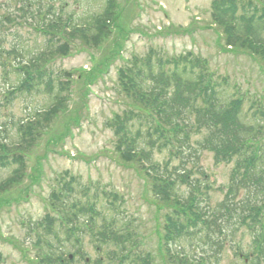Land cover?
<instances>
[{"label":"trees","instance_id":"obj_1","mask_svg":"<svg viewBox=\"0 0 264 264\" xmlns=\"http://www.w3.org/2000/svg\"><path fill=\"white\" fill-rule=\"evenodd\" d=\"M97 1L103 5L96 12L72 14L68 19L51 9L52 3L46 13L39 8L36 10L39 19L34 12L22 10L18 17L35 21L40 32L48 38L49 45L42 47L45 50L41 57L19 45H13L8 51L0 48L1 55L5 53L9 58L13 56L19 60L17 67L27 60L26 67L13 70L15 68H6L5 65L3 68L8 83H12L9 76L17 74V84H11L16 87L8 96L9 105L22 96L28 110L23 119L3 126L6 130L13 129L12 136L3 137L0 130V169L2 173L7 171L8 176L0 181V193L10 191L14 184L23 181L26 176L25 154L33 149L53 119L68 109L73 84L71 74L64 72L71 82L64 81L62 76L47 68L49 52L69 55V43L61 42L59 36L82 40L95 48L112 37V23L119 0ZM67 5L64 3L62 9ZM211 17L215 24L225 29L224 54L249 46L264 59V0H215ZM16 21L10 19L8 23L15 24ZM123 48L119 45V53ZM80 76L90 80L83 96L84 106L91 92L90 86L97 84L100 75L93 78L89 71ZM117 86L127 109L105 122V128L115 137V150L123 161L137 167L138 174L151 179L145 184L147 193L144 199L158 206L157 213L165 208L170 212L175 209V215L165 216V232L168 233L162 243L164 249L161 252L166 254L164 261L167 264H194L178 256L180 251L188 254V247L195 263L219 264L225 245L234 243L244 227L252 238L249 254H246L249 263L264 264L263 98H247L235 93L238 86L229 93L226 89L230 86L228 80L216 77L210 71L208 61L193 53L169 58L151 50L145 58H135L130 65L118 70ZM36 97L45 99L36 103ZM29 98L31 105L28 108ZM74 109H78V103ZM75 118L79 121L78 117ZM74 124L78 126L77 122ZM7 132L9 134V130ZM196 137L200 139L195 140ZM155 151L170 154L171 161L166 162L163 169L153 160ZM206 152L213 154L216 166L233 164L230 183L224 187V200L215 208L211 207L209 200L206 201L207 193H202L203 189L210 191L213 188L208 177L204 173H200L203 180L194 176L202 171L199 163L201 155ZM176 159L180 163L172 168L171 162ZM39 173L37 168L33 187L41 182ZM77 182L75 177L62 176L58 190L50 195V205L56 210V217L47 213L42 221L31 226V231L43 230L49 238L41 242L42 264H69L67 245L57 249L52 247L54 242L57 243L56 228L60 224L69 238H74V243L70 241L71 250L84 254L79 236L88 232L106 264H136L135 251L139 244L135 232L125 228L124 224L122 229L116 219L111 222L100 212L98 196L95 200L88 197L86 202L78 199ZM150 185L153 199H149ZM181 185L190 189L185 199L179 194ZM82 191L86 190L82 188ZM111 204L117 214L121 212L120 207ZM171 233L175 236L170 237ZM169 241L175 245L173 252L168 249ZM151 260L154 259L142 256L137 264H152Z\"/></svg>","mask_w":264,"mask_h":264},{"label":"rangeland","instance_id":"obj_2","mask_svg":"<svg viewBox=\"0 0 264 264\" xmlns=\"http://www.w3.org/2000/svg\"><path fill=\"white\" fill-rule=\"evenodd\" d=\"M214 1L119 0L118 11L112 23V37L105 40L101 47H91L82 40H69L59 36L61 42L69 43V55L49 52L47 67L62 76L64 81H70L64 72L71 74L73 84L68 109L65 114L60 113L53 119L37 139L33 149L25 154L26 176L23 181L14 184L10 191L0 193V264H40L43 254L41 242L48 241L49 238L43 230L34 233L31 226L42 221L47 213L56 217V210L50 205V195L58 190L59 179L65 175L77 179L78 199L86 202L88 197L95 200L98 196L100 212L110 218L111 222L116 219L122 229L124 224L125 228L135 232L134 237L139 244L137 252L135 251L137 263L140 257L149 254L154 259L152 264H167L164 261L166 254L161 252L167 225L165 216L175 215V209L170 212L169 208H165L157 213L158 206L144 199L147 193L145 184L151 179L138 174L136 166L119 157L115 150V137L105 128V122L127 109L125 99L118 92V70L130 65L135 58H145L151 50L169 58L193 53L208 61L210 71L216 77L228 80L230 86L226 89L229 93L233 92L234 86H238L239 90L235 93L264 100L263 57L258 56L249 46H243L239 50L229 49L227 54L222 52L225 48V29L212 20ZM94 2L95 0H0L1 46L6 51L11 50L13 45H19L37 54L44 53L45 49L42 47H48V38L40 32L41 28L32 19L19 21L17 18L22 15L21 11L29 9L39 19L36 10L39 8L46 13L47 7L51 6L49 3H52L51 9L68 19L72 14H91L103 5L102 2ZM64 3L68 4L66 9H62ZM28 4L31 5L30 8ZM10 19L17 21L9 24ZM119 45L124 47L122 53H119ZM1 65L2 60L0 87ZM89 71L93 78L100 75V79L97 84L90 86L91 94H88L87 104L83 106V96L86 95L90 80L83 76L79 78V75ZM10 81L11 84L17 83L16 76L12 75ZM44 99L36 97L35 102L39 103ZM4 103L5 100L0 97V125L18 122L28 111L24 101H17L9 108H4ZM77 103L78 109H74ZM76 122L78 126L74 124ZM2 132L3 137L14 134L12 128ZM198 139L200 137L195 138ZM192 146L196 148L195 144ZM153 160L163 169L165 163L171 161V157L168 151H155ZM179 163L178 159L172 161V168ZM37 168L41 182L33 187L32 180L37 175ZM232 169L233 164L216 166L212 153L201 155L199 170L202 171L196 172L194 176L203 180L200 173H204L208 177L207 181L213 188L210 191L203 189L202 193L209 196L206 201L209 200L211 207L215 208L224 200V187L230 183ZM6 177L7 171L2 173L0 169V181ZM149 187L148 193H151L152 187ZM179 194L184 199L187 198L190 194L189 187L181 185ZM149 199H153L152 193ZM111 203L120 207L121 212L117 214ZM57 227L58 239L52 247L57 249L67 245L70 253H74L70 248V241L74 243V238H69L62 224ZM51 238L56 239L53 236ZM251 239L248 231L241 228L234 243L228 242L223 248L219 264H244L235 252L242 250L245 255L249 254ZM79 240L84 257L91 260L90 264H96L103 254L98 253L94 247L90 234H80ZM186 251L191 253L188 247ZM198 256L197 253L196 257ZM74 264L86 263L84 260H77Z\"/></svg>","mask_w":264,"mask_h":264},{"label":"flooded vegetation","instance_id":"obj_3","mask_svg":"<svg viewBox=\"0 0 264 264\" xmlns=\"http://www.w3.org/2000/svg\"><path fill=\"white\" fill-rule=\"evenodd\" d=\"M1 66H2V65H1ZM2 74H3V69H2ZM1 86H2V88H1L0 90H3V93H2V94H4L5 96H10L11 94H7L6 90L4 91V87H5V85L1 84ZM5 96H4V98H5ZM14 103H15V102H14Z\"/></svg>","mask_w":264,"mask_h":264}]
</instances>
